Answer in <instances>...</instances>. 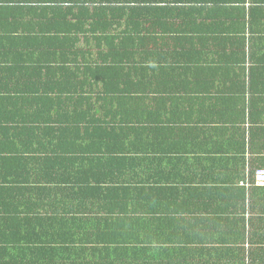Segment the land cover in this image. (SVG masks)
Segmentation results:
<instances>
[{
  "label": "trees",
  "instance_id": "trees-1",
  "mask_svg": "<svg viewBox=\"0 0 264 264\" xmlns=\"http://www.w3.org/2000/svg\"><path fill=\"white\" fill-rule=\"evenodd\" d=\"M259 14L264 0H0V264H264L255 172L241 213L166 183L186 139L169 89L186 76L142 52L180 34L173 20L249 19L252 34Z\"/></svg>",
  "mask_w": 264,
  "mask_h": 264
},
{
  "label": "crops",
  "instance_id": "crops-1",
  "mask_svg": "<svg viewBox=\"0 0 264 264\" xmlns=\"http://www.w3.org/2000/svg\"><path fill=\"white\" fill-rule=\"evenodd\" d=\"M212 20L170 21L168 27L183 29L180 34H157L160 39L142 52L160 62L166 75L176 79L186 76L182 87L169 89L178 91L173 99L186 100L182 112L170 110V127H184L186 139L182 148L173 147L174 142L168 146V155L177 163L173 162L172 175L164 177L166 183H173L183 195L192 187V197L203 195V205L209 199L199 190L201 185L209 191L212 188L210 213L217 208L241 213L242 203L235 201V191L243 186V176L247 180L256 170L264 169V14L253 19L252 34L249 19L237 24L223 18ZM215 24L221 34L211 33ZM225 28L232 33L227 35ZM250 67L257 70L253 75L255 95L248 106L249 95L243 93H247ZM23 86L36 89L35 83ZM259 92L261 96L256 94ZM256 226L264 227V222L257 221Z\"/></svg>",
  "mask_w": 264,
  "mask_h": 264
},
{
  "label": "built area",
  "instance_id": "built-area-1",
  "mask_svg": "<svg viewBox=\"0 0 264 264\" xmlns=\"http://www.w3.org/2000/svg\"><path fill=\"white\" fill-rule=\"evenodd\" d=\"M253 177L255 180V185L264 186V169L256 170Z\"/></svg>",
  "mask_w": 264,
  "mask_h": 264
}]
</instances>
